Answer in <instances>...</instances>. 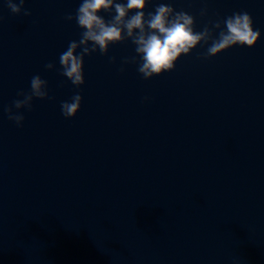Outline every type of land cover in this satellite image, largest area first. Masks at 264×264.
<instances>
[{"label":"water","instance_id":"water-1","mask_svg":"<svg viewBox=\"0 0 264 264\" xmlns=\"http://www.w3.org/2000/svg\"><path fill=\"white\" fill-rule=\"evenodd\" d=\"M80 2L26 0L24 16L0 0V264H264V0H151L197 31L246 11L261 38L209 59L202 43L151 79L121 72L135 46L113 44L77 88L58 70ZM37 74L52 98L18 127L3 109Z\"/></svg>","mask_w":264,"mask_h":264},{"label":"clouds","instance_id":"clouds-1","mask_svg":"<svg viewBox=\"0 0 264 264\" xmlns=\"http://www.w3.org/2000/svg\"><path fill=\"white\" fill-rule=\"evenodd\" d=\"M151 0H81L75 14H67L66 21L75 20L82 29L78 40H72L59 56L58 70L71 83L79 88L85 84V57L99 52L108 55L113 44L130 41L136 55L124 57L123 65L136 64L137 71L145 79L161 75L176 67L182 55L192 52L197 46L208 47L201 58L209 59L235 46H254L261 38V32L253 27L250 13L235 12L222 21L211 26L205 25L201 31L196 30V18L187 11H177L169 3H156L154 11H146ZM7 7L14 14L31 16V9L25 8L26 0H5ZM101 12L111 14L106 19ZM207 10L201 11L206 15ZM2 19V17H0ZM216 29H219L218 34ZM211 41L209 44L208 42ZM109 60L116 62V57ZM47 70L56 69V64L48 62ZM48 81L41 75H34L29 83V90H21L18 96L3 111L8 119L22 127L25 114L20 109L31 110L35 99H51ZM84 97L77 91L70 100L61 101V112L66 118L75 117L82 107ZM145 99H148L145 97Z\"/></svg>","mask_w":264,"mask_h":264}]
</instances>
